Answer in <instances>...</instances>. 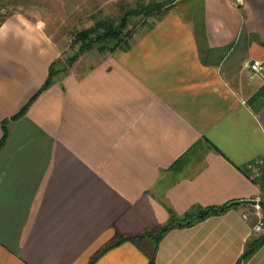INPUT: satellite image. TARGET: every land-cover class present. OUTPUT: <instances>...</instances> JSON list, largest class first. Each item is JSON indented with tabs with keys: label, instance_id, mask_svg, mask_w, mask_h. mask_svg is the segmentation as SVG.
<instances>
[{
	"label": "crops",
	"instance_id": "1",
	"mask_svg": "<svg viewBox=\"0 0 264 264\" xmlns=\"http://www.w3.org/2000/svg\"><path fill=\"white\" fill-rule=\"evenodd\" d=\"M153 22L15 119L65 49L22 14L0 26V264H89L169 209L237 202L167 232L155 264H264V243L242 258L257 236L241 204L261 196L245 166L264 156V0H177ZM148 262L122 242L92 264Z\"/></svg>",
	"mask_w": 264,
	"mask_h": 264
},
{
	"label": "trees",
	"instance_id": "2",
	"mask_svg": "<svg viewBox=\"0 0 264 264\" xmlns=\"http://www.w3.org/2000/svg\"><path fill=\"white\" fill-rule=\"evenodd\" d=\"M177 0H152L145 3L135 2L133 5H124L123 9H119L118 15L109 18H102L94 21L88 28L82 29L75 33L71 45H76L77 49L74 54L66 61L57 58L54 60L48 70V75L40 87V89L28 100V102L21 108L13 119L22 116L31 103L38 97V95L49 88L55 81L66 75L72 65L79 59L81 55L91 50H96L105 56L108 53L117 49L127 50L130 48V39L134 31L127 29L128 22L132 17L142 18V23L151 28L154 24L148 23L149 18L158 20L160 17L167 14L174 6ZM20 2V0H0V26L13 13L8 12L9 8ZM197 20V17H193ZM154 20V21H155ZM195 34L199 45L204 40V30L201 22L195 21ZM5 121H3L4 124ZM2 141L0 142V146ZM260 201L262 212L264 210V193L260 191ZM240 203H226L221 206L214 207H192L187 213L178 216L175 212L169 209V218L165 224L156 230H145L139 234H119L113 240L109 241L98 251L96 255L91 257L90 263L105 251L121 244L122 242H131L148 257V264H155V254L158 245L167 232L173 229H182L191 227L210 216H217L225 213L233 206ZM250 208H252L250 206ZM264 217V213H262ZM264 243V234L252 240L245 247L242 258H248ZM240 262V261H239ZM237 262L236 264H239Z\"/></svg>",
	"mask_w": 264,
	"mask_h": 264
},
{
	"label": "rangeland",
	"instance_id": "3",
	"mask_svg": "<svg viewBox=\"0 0 264 264\" xmlns=\"http://www.w3.org/2000/svg\"><path fill=\"white\" fill-rule=\"evenodd\" d=\"M148 1L152 0H20L12 5L8 12L31 18L40 24L53 40L64 44L65 50L59 58L66 61L77 49L76 45H71L75 33L88 28L98 19L118 15L119 9H123L124 5ZM154 20L149 18L147 22L153 23ZM141 21L140 17H132L128 22L127 29L134 31L130 39L131 44L141 31L148 28V25ZM99 57L101 54L94 49L81 55L72 66L76 64V68L84 69Z\"/></svg>",
	"mask_w": 264,
	"mask_h": 264
},
{
	"label": "built area",
	"instance_id": "4",
	"mask_svg": "<svg viewBox=\"0 0 264 264\" xmlns=\"http://www.w3.org/2000/svg\"><path fill=\"white\" fill-rule=\"evenodd\" d=\"M250 69L254 74L262 75V65L255 63L250 65ZM245 169L248 178L259 187L262 193H264V156L249 161ZM254 200L257 201L256 205L251 206V210L245 212L242 217L245 220L253 221L251 225V235L259 237L264 234V217L259 204L260 197Z\"/></svg>",
	"mask_w": 264,
	"mask_h": 264
},
{
	"label": "water",
	"instance_id": "5",
	"mask_svg": "<svg viewBox=\"0 0 264 264\" xmlns=\"http://www.w3.org/2000/svg\"><path fill=\"white\" fill-rule=\"evenodd\" d=\"M256 203H257L256 200H243V201H241V204L250 205V206H254V205H256Z\"/></svg>",
	"mask_w": 264,
	"mask_h": 264
}]
</instances>
